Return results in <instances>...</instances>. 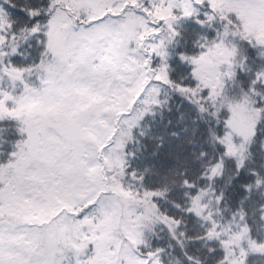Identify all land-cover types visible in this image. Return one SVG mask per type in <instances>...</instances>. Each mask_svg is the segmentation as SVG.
<instances>
[{
	"label": "snow or ice",
	"instance_id": "1",
	"mask_svg": "<svg viewBox=\"0 0 264 264\" xmlns=\"http://www.w3.org/2000/svg\"><path fill=\"white\" fill-rule=\"evenodd\" d=\"M0 264H264V0H0Z\"/></svg>",
	"mask_w": 264,
	"mask_h": 264
}]
</instances>
